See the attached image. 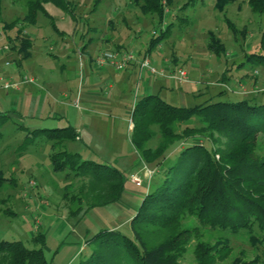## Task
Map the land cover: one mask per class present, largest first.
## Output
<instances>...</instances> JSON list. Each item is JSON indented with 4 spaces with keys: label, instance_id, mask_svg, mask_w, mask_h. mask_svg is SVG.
<instances>
[{
    "label": "rangeland",
    "instance_id": "rangeland-1",
    "mask_svg": "<svg viewBox=\"0 0 264 264\" xmlns=\"http://www.w3.org/2000/svg\"><path fill=\"white\" fill-rule=\"evenodd\" d=\"M73 2L76 4L73 11L75 20L69 10L46 3L44 6L54 25L42 13L37 14L35 24L18 22V26L23 27L22 33L29 34L32 39L30 55L21 60L20 66L15 63L16 51L9 46L1 21L21 19L25 12V0H2L0 6V47H6L0 52V65L7 60L11 63L6 67L7 71L14 70L19 77L27 75L35 79L34 83H23L27 88L24 91L22 88L17 94L15 104L8 100L0 102V113L9 114L0 118V169L6 178L0 188V238L20 240L26 247L32 248L37 247L31 240L32 235L42 233V252L49 264H79L80 259L90 254L91 244L87 239L101 228L123 222L118 230L131 236L125 218L133 215L149 185L161 178V172H157L158 167L154 165H147L153 169L151 177L144 176V164H138L139 158L127 129L132 106L142 95L141 80L145 72L139 74L138 68L137 72H131L127 68L130 64L119 71L109 64L97 67L94 59L99 52L131 51L140 57L151 33L166 29V25L170 24L166 37L151 52L155 51L158 60L153 64L159 68L167 61L171 67L180 66L186 70L189 80L177 83L155 75L156 86L165 82L172 87L159 92L157 87L153 93L171 104L187 106L204 99L230 101L255 97V102H264V68L245 61L246 54L260 51L258 46L264 29V12H252L245 0L228 4L224 12L212 7L213 0H197L194 6L182 11L178 9L181 2L178 0L167 7L161 22H157L155 15L141 14L132 0H99L95 7L94 0ZM226 20L238 29L244 27V33L238 32L234 39ZM87 27L89 31L93 29L89 34ZM208 31L221 39L224 55L216 57L208 50ZM15 32L16 28L8 31L11 37ZM89 37L101 41L107 37L110 41H99L94 47H85ZM116 40L121 41L123 47L111 44ZM82 46L84 49L80 51ZM222 71L228 75L229 89L218 85L222 82L219 80ZM19 77L13 79L18 80ZM185 89L188 93L183 92ZM222 89L225 92L219 94ZM80 90L98 95L92 96L98 104L92 113L94 117L91 118L90 130L94 127L100 143L85 147L82 142L71 140L66 141L63 147L78 152L82 158L110 163L124 174L125 182L115 205L88 210L83 206L76 216H69V207L77 206L75 201L70 200L71 195L76 193L83 179L73 176L69 169H52L50 143L44 137H34L29 142H25V138L28 140L27 135L33 129L74 125L75 118L86 115L79 98V107L74 105ZM190 90L195 93L205 91L207 94L193 96ZM185 124L198 125L199 122L193 116L181 126ZM195 138V141H202L201 137ZM156 141L154 138L150 145H155ZM186 143L176 144L167 156ZM256 151L264 156V134H259ZM132 171L141 178L140 185L133 181ZM193 224L196 221L192 219L183 222L187 226ZM253 234L260 238L264 230L253 225ZM250 236L247 231L233 234L208 229L202 239L213 243L216 238L223 237L232 246L229 256L215 264H229L231 258L241 252L245 258L257 254L258 264H264V243L253 245ZM195 242V238L190 240L179 264H195L192 253Z\"/></svg>",
    "mask_w": 264,
    "mask_h": 264
},
{
    "label": "trees",
    "instance_id": "trees-1",
    "mask_svg": "<svg viewBox=\"0 0 264 264\" xmlns=\"http://www.w3.org/2000/svg\"><path fill=\"white\" fill-rule=\"evenodd\" d=\"M175 1L178 0H132L141 14L155 15L157 22L164 19L167 7ZM234 1L213 0L212 7L224 12ZM98 2L94 0V7ZM179 2L178 9L184 11L197 0ZM46 3L67 9L74 16L76 4L73 0H25L21 19L1 21L9 46L16 51L18 66L30 55L32 47L31 36L22 33L23 27L18 26V22L35 24L37 14L42 13L54 25L44 6ZM247 4L254 13L264 12V0H247ZM226 22L234 39L238 32L244 33V27L238 29L229 20ZM170 27L167 24L166 29L151 33L142 55L155 49ZM13 28L16 32L11 37L8 31ZM208 34V50L216 57L224 55L221 39L212 31ZM258 47L260 51L249 52L245 61L264 68V29ZM225 75L223 71L219 78L224 83L228 82V75ZM224 92L222 89L219 94ZM254 98L204 99L187 106L171 104L157 93L141 95L132 106L129 138L142 162L158 167L161 178L149 185L130 218L131 236L116 228L95 231L87 239L91 244L90 254L80 259L79 264H179L192 238L196 239L192 246L195 264H215L229 256L232 246L223 237L216 238L213 243L203 240L208 229L233 234L247 231L253 245L264 243V235L259 238L253 234V225L264 230V156L256 151L259 134H264V102H255ZM5 116L0 113V118ZM193 116L198 125L181 126ZM77 135L73 126L64 125L33 129L27 135L28 140L25 138V142H29L34 137H44L50 143L52 169H69L73 176L83 179L76 193L71 195L70 200L77 206L69 207V216H76L83 206L88 210L117 203L125 182L124 174L115 166L82 158L78 152L63 147ZM195 137H201L202 141H195ZM154 138L155 145H150ZM185 142L188 143L167 156L176 144ZM5 181L0 169V188ZM185 219H192L196 224L183 225ZM31 240L37 247L28 248L20 240L0 238V264H49L42 252L43 234H34ZM258 262L257 254L245 258L241 252L233 256L229 264Z\"/></svg>",
    "mask_w": 264,
    "mask_h": 264
},
{
    "label": "crops",
    "instance_id": "crops-1",
    "mask_svg": "<svg viewBox=\"0 0 264 264\" xmlns=\"http://www.w3.org/2000/svg\"><path fill=\"white\" fill-rule=\"evenodd\" d=\"M235 1H237V0H235ZM234 1V2H235ZM241 1H244V0H241ZM246 1V3H247V0H245ZM240 4L241 3H239L238 5H237V9L239 10L240 9ZM54 5V4H53ZM248 5V4H247ZM73 20H75V17L73 18ZM109 21H111V20H109ZM126 28H127V26H125ZM90 29H88V27H87V31H89ZM93 31V29H91V31H89L88 32V34L90 33V32H92ZM123 34V33H122ZM122 35L120 34V36H119V40H121L120 39V37H121ZM114 38H116L115 37V35L113 36ZM89 40L91 41L90 43H88L89 42ZM89 40H88V42L86 43V45H85V47L87 46H95V44H96V42H99V41H101L99 38H92V37H89ZM103 42H106V43H108L109 41H110V39H108L107 40V37H105V38H103V40H102ZM101 41V42H102ZM111 44H114V45H117V46H122L123 47V43H121V41H117L116 40V42H112ZM83 48H80V51H83V49H84V46H82ZM152 52V51H151ZM149 53L150 54V58L152 59V62L155 64V61H158L157 60V58L155 57V51H154V53ZM149 54H147L148 56H149ZM90 63V62H89ZM20 66V65H19ZM6 67H8V66H5L4 64L3 65H0V71H2L1 73H0V75L1 76H12L13 78L14 77H16V78H18L19 76L14 72V70H12V71H7L6 70ZM128 69H130V71L131 72H137V66H136V64L135 63H133V64H130L128 67H127ZM223 73V71L220 73V74H222ZM20 78V77H19ZM91 84H92V82H91ZM141 84H142V95L143 94H148V93H153V92H155V88H157L158 89V92L161 90V89H170L172 86H169L167 83H165V82H162L161 84H159V86H156L155 85V77H153V76H150V75H148L147 73H145V76H144V78H142V80H141ZM174 85V84H173ZM109 87L111 86V84H109L108 85ZM22 88H23V91L24 90H26V84H23V85H21L20 86V88L18 89V90H0V102H5L6 100H8V101H10L11 102V104H15L16 103V101H17V99H18V96H17V94L18 93H20L21 92V90H22ZM206 89V88H205ZM184 93H188V91H186V89L183 91ZM86 93H90V91H86ZM86 93H83V91L82 90H80V92L78 91L77 92V99L79 98V100L80 101H82L83 103H82V109H83V111L84 112H86V115H80L77 119L75 118V123H74V125H71V126H73L74 128H75V130H76V132H77V138L75 139L76 141H80V142H82L84 145H85V147H90V146H92V147H94L95 145H96V143L97 144H99L100 142L98 141V138L96 137V134H95V132H94V127L92 128V130H90L91 129V122H92V119L91 118H93L94 116H92L93 114L92 113H94L95 111H96V109H94L95 108V105H97L98 104V102L95 100V99H93L92 98V96H94V97H97L98 95H96L95 93H94V95H90V94H86ZM189 93L191 94V95H193V96H195V95H200V94H207V92H205V91H203V92H193L192 90H190L189 91ZM64 95H65V93H64ZM75 98V99H76ZM1 106V105H0ZM78 107H79V105H78ZM1 112V111H0ZM6 115H9V114H7V113H5ZM67 114L68 113H66V116H67ZM90 117V118H89ZM91 120V121H90ZM131 121H129V123L127 124V129H128V134H129V136H130V131H131ZM132 145V144H131ZM133 146V145H132ZM100 148H103V146H101ZM134 148V147H133ZM134 151L137 153V155H138V158H139V162H138V164H140V162H142V160H141V158H140V156H139V154H138V152L136 151V149L134 148ZM101 160H103V159H101ZM106 162V161H105ZM106 163H108V162H106ZM143 163V162H142ZM110 164V163H109ZM144 164V163H143ZM133 173H131V174H134L135 173V171H132ZM113 205H115V203L114 204H109V205H106V207H108V206H113ZM102 207V206H101ZM132 217V215L130 216V217H127V218H125V221H128V222H126V225H128L129 226V220H130V218ZM122 224H124L123 222H119L117 225H113L112 227H109V228H116V229H118V228H120V226L122 225ZM105 228H107V227H105Z\"/></svg>",
    "mask_w": 264,
    "mask_h": 264
},
{
    "label": "built area",
    "instance_id": "built-area-1",
    "mask_svg": "<svg viewBox=\"0 0 264 264\" xmlns=\"http://www.w3.org/2000/svg\"><path fill=\"white\" fill-rule=\"evenodd\" d=\"M5 49L6 47H0V52H3ZM94 63L97 67L109 64L112 65L118 71L125 69L131 63H135L139 70V74L145 72L150 76L158 75L166 79L175 80L177 83H183L189 80L186 70L182 67H171L167 61H164L161 66L157 68L155 67L152 62V59L148 55H141L140 57H136L131 51H101L96 55ZM4 65L10 66L11 63L5 60ZM0 81V88L5 90H18L21 84L27 82L34 83L35 79L27 75H21L18 80L13 79L12 76H0ZM218 85L222 86L224 89H229L227 82H220L218 83ZM253 91H258V89ZM74 105L78 106L77 98L74 101ZM143 167L144 169L142 171L144 176L150 178L153 173V169H149L145 164L143 165ZM131 177L136 184H141V178L136 173L131 174Z\"/></svg>",
    "mask_w": 264,
    "mask_h": 264
}]
</instances>
